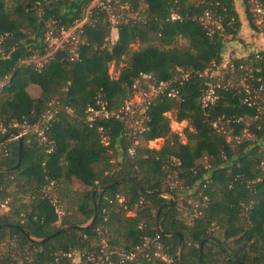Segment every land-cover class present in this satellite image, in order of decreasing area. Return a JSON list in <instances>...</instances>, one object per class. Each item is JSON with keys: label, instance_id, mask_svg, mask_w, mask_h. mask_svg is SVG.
Segmentation results:
<instances>
[{"label": "trees", "instance_id": "1", "mask_svg": "<svg viewBox=\"0 0 264 264\" xmlns=\"http://www.w3.org/2000/svg\"><path fill=\"white\" fill-rule=\"evenodd\" d=\"M117 2L123 13L111 41L112 26L95 0H0V124L7 128L0 138L20 130L14 122L33 124L48 109L53 112L46 140L23 133L20 166L0 171V240L9 239L0 264H74V254L84 264L81 253L98 251L102 239L109 249L149 245L124 264H264V117L254 119V109L241 101L243 92L226 87L216 90L213 105H201L207 85L220 77L211 72L229 43L246 49L230 57L234 73L241 76L247 66L252 83L264 82V31L255 29L247 0ZM206 11L221 29L201 22ZM78 23L83 42L76 58L70 59L66 44L36 67L34 59L48 51L46 31ZM121 62L112 76L110 64ZM178 68L191 71L188 80L173 82L178 97L159 96L134 112L146 116L142 130L133 132L130 116L86 121V108L98 99L109 110L123 107L139 72L158 83L172 81ZM30 84L39 87L36 95L29 94ZM170 110L177 121H188L185 141L171 130L165 114ZM214 121L226 132L213 127ZM244 127L249 136L242 134ZM156 138L163 139L161 146L148 147ZM0 146L8 149L0 166L15 165L17 140ZM75 179L89 189H74ZM189 191L200 202V213L191 219L190 204L184 214L177 203L185 202ZM53 194L60 217L50 202ZM94 207L97 215L88 227L66 229L41 242L28 237L84 224ZM156 236L167 260L153 255Z\"/></svg>", "mask_w": 264, "mask_h": 264}, {"label": "built area", "instance_id": "2", "mask_svg": "<svg viewBox=\"0 0 264 264\" xmlns=\"http://www.w3.org/2000/svg\"><path fill=\"white\" fill-rule=\"evenodd\" d=\"M48 1V0H44ZM249 4V9L251 11L253 17L254 27L257 31H264V0H247ZM41 2H38L40 5ZM95 5H97L100 9L105 11L107 20L111 24L113 29H116V25L119 23L120 18L122 17L123 7L118 6L117 0H95ZM38 12H42L41 8H38ZM173 18L176 15H172ZM201 22L204 24H215L217 27L221 29V25L219 24L217 19H212L210 13L206 11L204 15L200 18ZM81 23H78L76 27H60L57 31L53 28H49L44 37V42L47 45L48 51L38 59H34V63L36 67L42 65L43 62H46L51 56L53 51L63 48L66 44H68V52L70 54V59H74L77 56V45L82 43L83 40L80 37V28ZM4 39V35L0 34V53H2V41ZM242 67V65L238 66ZM234 66L233 62L231 61L230 57L223 59L222 63L215 66L212 69V73L218 74L220 77L218 80L211 82L205 88L202 96H201V105L203 107H209L213 105L217 98L218 94L216 90L220 87H226L229 89H236L238 91L243 92V96L241 101L245 103L247 106L254 109V119L263 118L264 117V82L259 81L257 79L254 83V77L250 73V69L247 66H244L245 72L238 76L237 73H234ZM178 73L174 77L172 81H159L158 83H154L151 81L152 75L146 72H139L137 78L132 83V96L128 100L125 101L124 106L117 109H107L106 101L103 99H98L97 105L92 106L89 105L85 110V118L86 121L91 124L97 119L100 118H109L114 117L117 119H125L126 117L130 116L132 121L134 117L131 115L135 111H143L144 107L147 106L151 101H154L159 96L166 95L168 97H178V89L174 81H177L178 84L183 83L184 81L188 80L191 71H183L181 68L177 69ZM204 74L208 73V69H206ZM228 74V77L224 79V75ZM68 112H71L70 108H67ZM52 109H48L44 119L39 120L33 124L28 123H16L14 122V126H19L20 130H18L19 134L22 135L25 132H35L40 141L46 140V130L49 127V123H47V119L50 118L52 115ZM143 119L146 116L142 117ZM131 121V122H132ZM130 122V125H131ZM213 127L217 130H221L222 132H226V130L222 127V125H218L217 121L212 123ZM6 126L0 124V135L6 132ZM99 129H101L99 127ZM143 126L141 125L139 130H142ZM135 130H133L134 132ZM243 135L249 136L247 132V128L244 127L242 131ZM233 138L238 140L239 137L234 135ZM159 138L154 140H150L147 143V146L150 148H154L149 145L150 142L156 141ZM104 143H106V137L103 136ZM136 143V141H135ZM160 147V146H159ZM158 147V148H159ZM157 148V147H156ZM155 148V149H156ZM50 150V149H48ZM134 152V144L129 147V153ZM8 149L0 146V156L7 155ZM264 164V162H262ZM53 186V181L49 183L46 189L50 190ZM119 201L122 198H118ZM50 202L54 207V211L58 217L62 214V210L58 204L57 196L55 194L50 196ZM190 202V201H189ZM190 215L189 218H193L197 216L200 208V202L197 200H192L190 203ZM1 207L5 208V203L1 204ZM159 236H156L153 241V246L157 249L153 255L159 256L162 259L167 260V257L160 252L158 249L160 248V244L156 241ZM9 239L0 240V250L7 245ZM144 247L149 248V245L146 244ZM143 247V248H144ZM142 247L137 246L131 250H117V249H109L107 246L106 241L103 239L101 240V245L98 251H89L86 253H81L84 256V264L88 262H94L95 264H124L126 262H130L136 259L138 253L143 250ZM147 258H151V256L147 253L145 254Z\"/></svg>", "mask_w": 264, "mask_h": 264}, {"label": "rangeland", "instance_id": "3", "mask_svg": "<svg viewBox=\"0 0 264 264\" xmlns=\"http://www.w3.org/2000/svg\"><path fill=\"white\" fill-rule=\"evenodd\" d=\"M237 6H239L240 8L242 7L241 3L240 4L238 3ZM247 30H248V28H247ZM116 34H117L116 29L112 28V31L110 32L109 39L111 41H114ZM257 34L258 33H256V35ZM262 36H263V38L261 37L262 38L261 41H264V35H262ZM132 47L137 48V44H133ZM122 65H124V62L119 63V65H114L113 63H111L110 67H109V72L111 73V75L114 77L117 76L119 69ZM38 91H39V87L33 86L31 84L28 86V92L30 95H36L38 93ZM134 114L131 115L134 117V120L131 122L130 126L132 127V130L140 129L141 125H143V120H144L142 118L143 116H141L139 114H135V115ZM165 114L169 117V121H170L169 123H170L171 130L179 133L182 141H185L184 130L186 129V127H189L187 119L177 121L175 118V111L174 110L167 111ZM162 143H163V139L159 138L156 141L150 142L149 145L154 147V148H156V147L158 148L159 146H161ZM73 186L76 187L77 189H81V190H88L89 189L88 186H84L82 184L77 185L76 183H74ZM193 198H194L193 192L189 191V195L185 198V202L178 200L177 203H178L179 207L184 210V214L186 212L188 213L189 203L192 200H196V198L195 199H193ZM103 241H104V239H103ZM76 256L77 255L74 254V259H73L74 264H77V259L79 261V258H76Z\"/></svg>", "mask_w": 264, "mask_h": 264}, {"label": "water", "instance_id": "4", "mask_svg": "<svg viewBox=\"0 0 264 264\" xmlns=\"http://www.w3.org/2000/svg\"><path fill=\"white\" fill-rule=\"evenodd\" d=\"M10 138H15L17 140V143H18V151H17V161L15 163V165L13 166H10V167H7V166H0V171H3V170H15L17 169L19 166H20V163H21V152H22V146H23V142H22V135L19 134V132L17 130H11L9 131L8 133H6L3 137L0 138V143H4L5 141H7L8 139ZM126 177H122V178H119L111 183H108L106 185H103V186H99V187H96L95 190H98V189H102V188H106L108 186H111L115 183H118L120 182L121 180L125 179ZM168 198H169V202L170 204L174 202V197L170 194H167ZM93 198V196H92ZM97 215V209L96 207H94V212L92 214V216L90 217V219L88 221H86L84 224H81V225H65L63 227H61L60 229L56 230L55 232H53L51 235L49 236H46V237H41V238H35V237H32V236H29L28 237L36 242H41L51 236H54L56 235L57 233L63 231V230H66V229H72V228H75V227H88L92 224L93 220L95 219ZM21 231L24 232V230L21 229ZM180 238H181V235L179 234ZM200 257H201V246H200V249H199V255H198V259L200 260Z\"/></svg>", "mask_w": 264, "mask_h": 264}, {"label": "crops", "instance_id": "5", "mask_svg": "<svg viewBox=\"0 0 264 264\" xmlns=\"http://www.w3.org/2000/svg\"><path fill=\"white\" fill-rule=\"evenodd\" d=\"M246 28H247V26H245L244 38L247 40L249 38V36H250V33H249V31ZM116 36H117V34H116ZM116 36H115V38H116ZM262 45H263V42H262ZM258 46H261V42H259V45ZM245 50L246 49L244 47L240 46L239 43L238 44H236V43H229L227 45V47H226L225 52H224V59H226L228 57H232L233 55L242 54L243 52L245 54L246 53ZM74 183H76L77 185H79V184L84 185L83 183H81L79 180H76V179L74 180L73 184ZM73 188L76 189V190H81V189H77L74 186H73ZM127 214L128 215H131V214H133V211H129ZM76 258H79L78 255L76 256ZM77 264H79L78 259H77Z\"/></svg>", "mask_w": 264, "mask_h": 264}]
</instances>
